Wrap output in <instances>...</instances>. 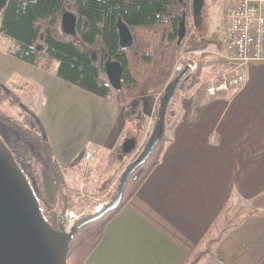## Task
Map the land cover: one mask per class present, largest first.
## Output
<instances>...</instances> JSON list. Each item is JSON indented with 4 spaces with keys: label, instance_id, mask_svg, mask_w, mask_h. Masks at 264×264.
I'll use <instances>...</instances> for the list:
<instances>
[{
    "label": "crops",
    "instance_id": "1",
    "mask_svg": "<svg viewBox=\"0 0 264 264\" xmlns=\"http://www.w3.org/2000/svg\"><path fill=\"white\" fill-rule=\"evenodd\" d=\"M0 82L23 93L31 85L25 105L42 123L65 176L82 166L94 144L98 162L106 161L95 163L93 187L106 173L117 186L132 153L122 149L133 127L123 105L22 61L2 41ZM205 95L200 103L192 92L175 99L159 164L83 264H185L195 249L205 252L196 264H264V62L249 63L237 93ZM227 205L240 216L210 242L225 227Z\"/></svg>",
    "mask_w": 264,
    "mask_h": 264
},
{
    "label": "trees",
    "instance_id": "2",
    "mask_svg": "<svg viewBox=\"0 0 264 264\" xmlns=\"http://www.w3.org/2000/svg\"><path fill=\"white\" fill-rule=\"evenodd\" d=\"M188 1L9 0L1 15L0 33L9 41V54L33 66L52 71L67 83L123 105L128 98L151 95L167 84L175 53L185 43V38L181 43H178V39L182 14L184 11L186 14L188 12ZM206 7L205 5L198 16L193 14L196 27L206 26ZM65 12L77 18V28L73 35L66 33L61 26ZM120 22H124L132 31L133 42L127 48L121 45ZM209 40L205 32L202 36L195 35L188 48H203ZM108 59L123 65V81L119 90L112 88L108 81L104 67ZM191 75L189 73L178 88ZM176 94L177 91L174 97H177ZM170 108L171 103L168 111ZM28 113L29 117L21 131L32 133L34 140L27 134H22L25 139L16 141L12 152L20 163L31 159L33 148L41 151L39 155L55 171L54 174L49 171L48 173L51 177L55 176V180L59 179L63 185L64 171L51 156L45 129L35 113L30 110ZM167 140L164 130L149 158L128 179L119 206L75 233L69 249V258L74 253L72 264H83L93 252L102 240L107 224L159 164ZM39 145L43 150L38 149ZM230 207L227 205L221 214ZM46 219L51 224L55 221L54 217ZM229 228L225 227L210 242L219 241ZM209 236L207 232L203 239ZM204 253L195 249L186 263L192 259L193 264H196Z\"/></svg>",
    "mask_w": 264,
    "mask_h": 264
},
{
    "label": "rangeland",
    "instance_id": "3",
    "mask_svg": "<svg viewBox=\"0 0 264 264\" xmlns=\"http://www.w3.org/2000/svg\"><path fill=\"white\" fill-rule=\"evenodd\" d=\"M232 4L233 0H206V26L200 25L196 27L193 19L192 0L188 1V5L186 7L188 10V17L185 43L183 46H180L175 53L173 68L178 60L183 57L184 59L187 58L194 60L198 66L197 70L192 73L191 77H188L186 80H184L182 87L177 89V97H174V99L171 101V107L175 102V99H185V96H190L191 92L198 96L192 97L195 103H200L201 100L206 97L205 85L212 77L224 72L235 71V69L237 70L234 54L227 46V26L224 17L226 8ZM204 32L205 35L210 39L209 42L203 48L190 50L188 47L191 38H193L195 35L202 36ZM0 41H2L8 47L9 41L7 38L2 36L1 33ZM248 65L249 63L238 70H241L246 75ZM175 77L176 76H174L172 69L169 80L162 90L140 98H128L126 103L123 104L128 120L133 123V127L128 129V131H130L129 135L136 138V147L132 153L129 154L131 156L130 162L134 161V159L138 157V155L143 150L145 143L149 140L157 122L160 102L165 88ZM9 88L20 99L22 107L26 106L24 102V94L31 92V85L28 87V90H25V93L17 91L10 86ZM36 97L37 96L35 95V98ZM8 103H10V101L6 97V93L0 88V114L6 118H11L13 122H18L20 117L15 115L18 110L17 106H14V104L11 103L8 105ZM171 114L172 112L170 108L167 112V120L171 117ZM20 125L21 126L19 127H11L8 125V123L0 122V137L11 150L15 147L16 141L25 139L23 136L25 133L24 131H21V127H23L24 124L21 123ZM33 149L34 152L31 156V159L27 162L21 161L19 165L28 178L31 187L39 200L42 212L45 217H54L55 221H53L54 223H52V226L55 228L59 229L60 224L63 221L64 230L69 231L76 221L70 225L65 218L67 212H74L79 217L77 220H79L80 218H83L91 213H95L96 206L100 204L105 205L113 199L119 182L115 188H113L114 186L111 187V181H109L110 175H108L109 173L101 175L98 186L93 187V185L96 184L93 179L95 175L92 174V170L95 167L94 165L95 163L98 165H103L106 161L103 159L102 162H98L96 156L94 160H86L84 157L82 166L78 170L75 169L71 176H65L63 173L62 175L64 184L62 186L65 189L62 191V193L64 196L61 197L54 195L53 201H50L47 195L44 179V172L48 173V171L44 169L46 167V162L43 160V156L39 155L41 151L38 152L35 150V148ZM113 159L114 156L112 155L110 161H113ZM51 178H53V176ZM55 184L56 183H54V185ZM64 208H66L65 211ZM63 211L65 213L64 217H62ZM240 213V209H235L231 206L223 214L226 219L225 227L231 226L234 222H236L240 216ZM73 256L74 253L71 254L72 258L68 257V264H72ZM186 264H193V260L190 259Z\"/></svg>",
    "mask_w": 264,
    "mask_h": 264
},
{
    "label": "water",
    "instance_id": "4",
    "mask_svg": "<svg viewBox=\"0 0 264 264\" xmlns=\"http://www.w3.org/2000/svg\"><path fill=\"white\" fill-rule=\"evenodd\" d=\"M7 2L8 0H0V17ZM205 3L206 0H192L195 16L202 12ZM186 17L184 11L180 21L178 43L182 42L187 33ZM75 26V16L65 12L62 17L63 30L73 35ZM119 30L122 47H129L133 42L132 31L124 22L119 23ZM104 67L111 87L121 89L123 65L108 59ZM189 72V67H186L166 86L154 130L141 153L122 173L113 199L103 205L100 211L77 220L69 231L64 230L63 221L57 229L45 218L28 178L12 150L0 137V264H68L70 243L75 233L88 223L102 218L121 203L128 179L149 158L160 141L168 107L179 84ZM135 147L136 138L131 137L125 140L122 149L124 153H131ZM44 179L48 196L53 200L55 185L50 174L45 173ZM64 211L62 217L65 215Z\"/></svg>",
    "mask_w": 264,
    "mask_h": 264
},
{
    "label": "built area",
    "instance_id": "5",
    "mask_svg": "<svg viewBox=\"0 0 264 264\" xmlns=\"http://www.w3.org/2000/svg\"><path fill=\"white\" fill-rule=\"evenodd\" d=\"M227 46L234 54L237 70L224 72L212 77L205 85V93L210 97H221L237 93L246 82V75L238 70L250 62H264V0H234L225 11ZM183 57V56H182ZM197 63L184 57L174 65L173 74L177 76L186 67L190 72L197 70ZM97 148L94 144L88 145L84 157L94 160ZM103 204L96 206L95 211L102 209ZM66 213V220L73 219ZM74 221V222H75Z\"/></svg>",
    "mask_w": 264,
    "mask_h": 264
},
{
    "label": "flooded vegetation",
    "instance_id": "6",
    "mask_svg": "<svg viewBox=\"0 0 264 264\" xmlns=\"http://www.w3.org/2000/svg\"><path fill=\"white\" fill-rule=\"evenodd\" d=\"M9 1V0H8ZM8 3V2H7ZM4 10V9H3ZM3 12V11H2ZM64 14V13H63ZM2 15V14H1ZM73 15V14H72ZM62 17H63V15H62ZM76 18V17H75ZM0 20H1V17H0ZM61 26H62V21H61ZM63 28V27H62ZM76 28H77V18H76V26H75V32H76ZM0 88H1V90H3L5 93H6V97L8 98V100L10 101V103L11 104H14V106H17V108H18V110H17V113L15 114L16 116H18V117H20L19 118V121L18 122H20V123H18V122H13L12 121V119L11 118H6V117H4V116H2L1 114H0V122H3V123H8V125H10L11 127L12 126H16V127H19V126H21L20 124L22 123V124H24L26 121H27V119H28V117H29V113H28V108L26 107V106H24V107H22V105H21V101H20V99L16 96V94L15 93H13L11 90H10V88L8 87V86H6V85H4L3 83L1 84L0 83ZM10 103H8V105H10ZM10 107V106H9ZM11 108V107H10ZM1 112V111H0ZM25 134H27L29 137H31V139H33V137L31 136V134L30 133H28V132H26ZM34 140V139H33ZM36 141V140H35ZM38 144V143H37ZM38 149L39 150H43V148H42V146L41 145H39L38 146ZM46 167L44 168V169H46V171H49L50 173L52 172L53 174H54V172L55 171H53V170H51L50 169V167H49V165H45ZM46 172H44V174H45ZM57 177V176H56ZM54 179V180H53ZM52 181H53V183H56L55 184V186H54V195H58V196H61V197H63L64 195H63V193H62V191L64 190L63 189V187H62V184H61V181L59 180V179H57V180H55V176H53V178H52ZM56 192V193H55ZM47 195H48V192H47ZM53 195V196H54ZM49 197V196H48ZM50 199V198H49ZM64 199H65V197H64ZM50 201H53V200H51L50 199Z\"/></svg>",
    "mask_w": 264,
    "mask_h": 264
},
{
    "label": "bare ground",
    "instance_id": "7",
    "mask_svg": "<svg viewBox=\"0 0 264 264\" xmlns=\"http://www.w3.org/2000/svg\"><path fill=\"white\" fill-rule=\"evenodd\" d=\"M70 217H72V218L74 217L73 219L70 218V220H69V224L72 225L77 217L73 213L71 214Z\"/></svg>",
    "mask_w": 264,
    "mask_h": 264
}]
</instances>
